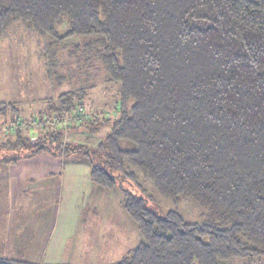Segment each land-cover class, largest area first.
Here are the masks:
<instances>
[{"label":"trees","instance_id":"1","mask_svg":"<svg viewBox=\"0 0 264 264\" xmlns=\"http://www.w3.org/2000/svg\"><path fill=\"white\" fill-rule=\"evenodd\" d=\"M16 23L78 55L81 85L42 117L84 110L96 72L117 87L118 115L101 121L110 130L96 149L18 133L0 164L86 157L138 229L115 264H264V0H0V39ZM53 55H42L49 81ZM145 183L175 205L195 201L204 219L153 210Z\"/></svg>","mask_w":264,"mask_h":264},{"label":"rangeland","instance_id":"2","mask_svg":"<svg viewBox=\"0 0 264 264\" xmlns=\"http://www.w3.org/2000/svg\"><path fill=\"white\" fill-rule=\"evenodd\" d=\"M68 43L69 45L78 43V39ZM61 46L51 43L49 38L32 31L27 25L17 23L12 25L7 31V35L0 39V146L13 144L18 133L35 140L43 136L50 137L52 133L60 132L62 138L60 148L62 150L67 147L73 148L79 143L96 149L109 132L110 127L102 124L101 121L106 118L113 121L118 115L113 110L117 87L107 84L104 79L105 75L99 72L96 74L91 72L93 75L89 76V84L94 85L95 88L93 90L88 89L89 94L86 96L84 105H82L85 117H81V123L77 121L73 125V122L62 128L52 124V121L46 123L47 120H50L46 115L42 117L48 100L56 101L61 93L76 90L81 85L78 63L76 62L78 55L72 53V46H65L64 49H61ZM46 53L48 54L47 64L53 62L49 59L53 53L55 56L53 55L52 59L56 60V67L50 71L52 78L50 81L46 74V62L42 56ZM58 76H62L64 82L59 81ZM60 118H64V116ZM121 145L123 148H133L131 144L128 145L124 142ZM48 153L44 152L34 156L33 164L40 167L43 164L49 166L46 163L50 158L51 164H53L52 157ZM62 158H66L62 162L63 164L66 162H75L74 164H79V166L82 163L89 164L86 157L82 155ZM46 170L48 169L42 168V172L35 179L37 178V181L42 182ZM61 175L63 174L54 176L61 178ZM50 183L58 184L56 179ZM28 186L31 187V184L25 182L24 189H27ZM92 186H94L93 189H88L85 193L87 203L84 207L83 203L81 204L82 213L77 228L78 239L76 237L77 231L74 229L70 235V242L73 241L74 248H69L61 257V261L66 264H115L140 240L136 224L124 209L121 191L119 189L108 190L97 187V185ZM144 188L148 193L147 197L150 198V207L153 210L178 211L188 223H196L204 219L203 208L195 201H182L175 205L161 196L151 183H145ZM50 189L49 193L46 192L48 198L50 194L49 199L45 198L44 194L32 198L35 204L42 198L47 199L51 204L50 209H46L47 214L44 210H42L43 213H40L41 210H39L38 214L31 210L26 219L28 226L31 225V229H27L28 236H24L27 241L35 238L38 232L41 235V244H43V238H47L49 226L54 224V207L60 199L55 193L56 190L52 187ZM59 220L62 218L59 217ZM32 241L28 244L30 247L28 250H26V244L20 242L18 249H15L18 251L8 254L10 257H17L16 259L19 260H11V262L14 264H42L34 262L40 259L41 254L38 252L40 249L39 242H36L31 250ZM70 242H68V246H71ZM252 262V260L240 262L235 260L227 264H251Z\"/></svg>","mask_w":264,"mask_h":264},{"label":"crops","instance_id":"3","mask_svg":"<svg viewBox=\"0 0 264 264\" xmlns=\"http://www.w3.org/2000/svg\"><path fill=\"white\" fill-rule=\"evenodd\" d=\"M48 155L52 157L53 162V164H51L50 158L46 163L49 166L45 164H43V166L41 165V167L35 166L33 164L34 157L21 160L15 164L0 165L1 259L8 261L19 260L16 259L17 257L13 258L8 254L18 251L15 249H18L20 242L26 244L27 239L24 236H28L27 229H31V225L30 227L28 226L26 219L31 210L36 211L38 214L39 210H41L40 213H43L42 210L46 213V209H50L49 206L51 203L45 199L48 198L46 192H50V187L56 190L55 193L58 194L60 201L59 203L57 202L54 207V224L49 226L50 229L47 235L48 241H46L47 238H43V244H41V235L37 232L35 238L32 237L33 241L30 239L27 241V249H25L28 250L30 248L28 247L30 241H32L31 250L35 243L39 242L40 249L38 252L41 254V257L39 260L34 261L35 263L66 264L61 261V257H63V254L68 251L69 248H74L73 241L70 242V235L74 229L77 231L78 221H80V215L82 213L81 204L83 203L84 207L87 203L85 193L88 189L92 190L94 187L92 185H95L91 180L90 166L83 163L79 166V164H74L75 162H66V164L64 163L65 167H63L64 164L62 162L66 158L55 157L49 153ZM42 168H47L48 170H46L43 176V181L40 182L37 181L35 177L42 172ZM58 174L63 175L60 176L61 178L54 176ZM53 177L58 184L50 183L54 180L51 179ZM25 182L26 184L29 182L31 187L28 186L27 189H24ZM42 194H44L43 196L45 198L38 200V203L35 204L33 200L34 197ZM59 217H61L62 220H59ZM76 237L78 239V231L76 232ZM68 242H70L71 246H68Z\"/></svg>","mask_w":264,"mask_h":264},{"label":"built area","instance_id":"4","mask_svg":"<svg viewBox=\"0 0 264 264\" xmlns=\"http://www.w3.org/2000/svg\"><path fill=\"white\" fill-rule=\"evenodd\" d=\"M84 116V112L82 109L79 110V113H76L74 116H66L64 118H53L52 120H47V122L52 121V124H55V126L58 127H66L69 126L70 124H72L74 122L73 125H75L78 121V123H81L82 118ZM85 117V116H84ZM81 118V119H80Z\"/></svg>","mask_w":264,"mask_h":264}]
</instances>
